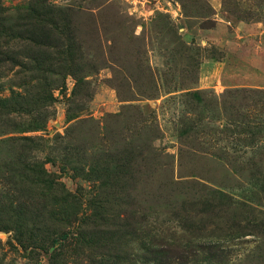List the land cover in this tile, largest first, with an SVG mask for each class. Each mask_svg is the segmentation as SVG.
Segmentation results:
<instances>
[{
    "label": "rangeland",
    "instance_id": "1",
    "mask_svg": "<svg viewBox=\"0 0 264 264\" xmlns=\"http://www.w3.org/2000/svg\"><path fill=\"white\" fill-rule=\"evenodd\" d=\"M49 2L77 11L89 85L76 62L52 107L24 105L0 128V264L264 256V218L226 199L264 211V0ZM37 110L51 113L44 131H12ZM21 137L76 199L17 175Z\"/></svg>",
    "mask_w": 264,
    "mask_h": 264
},
{
    "label": "trees",
    "instance_id": "2",
    "mask_svg": "<svg viewBox=\"0 0 264 264\" xmlns=\"http://www.w3.org/2000/svg\"><path fill=\"white\" fill-rule=\"evenodd\" d=\"M6 0H0V128L4 125L11 126L9 120L11 113H23L24 105H35L43 108L52 107L53 90L60 87L65 79V70L73 68L78 62V71L74 74L84 79L87 67H92V62L83 55L82 46L76 41L72 28L74 11L70 7L53 5L49 0H21L18 4L6 5ZM72 14V15H71ZM92 73V72H91ZM83 84L89 85L86 79ZM8 90L9 96L2 95ZM34 90H36L35 93ZM16 98H20L17 101ZM12 108V109H9ZM14 111V112H11ZM44 116L40 123L33 122L25 128L15 123L12 131H44L45 120L51 116L50 111L40 112ZM9 120V121H8ZM9 122V123H8ZM3 142V143H1ZM4 144L5 141H1ZM16 147L13 151L17 175L25 176L32 182L45 184L66 198L76 199L67 193L66 187L54 182V176L36 155H31L30 144L33 138L21 137L13 141ZM34 151V150H33ZM23 172L24 175H22ZM4 184L0 182V199L4 196ZM225 197V195H224ZM230 207L256 217L264 218V211L252 206L253 203L261 206L254 198H243V201L226 197ZM17 201V200H16ZM10 204L17 208L19 203ZM255 201V202H254ZM17 206V207H16ZM264 226V219H263ZM259 241L264 242V234L258 235ZM260 247L254 253L238 260L240 264H250L257 261L264 264V256Z\"/></svg>",
    "mask_w": 264,
    "mask_h": 264
}]
</instances>
